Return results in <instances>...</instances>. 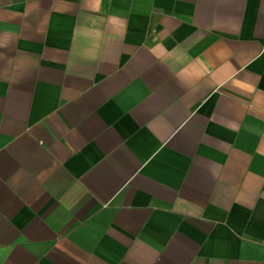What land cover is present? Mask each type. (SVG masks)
<instances>
[{
	"label": "crops",
	"instance_id": "obj_1",
	"mask_svg": "<svg viewBox=\"0 0 264 264\" xmlns=\"http://www.w3.org/2000/svg\"><path fill=\"white\" fill-rule=\"evenodd\" d=\"M0 264H264V0H0Z\"/></svg>",
	"mask_w": 264,
	"mask_h": 264
}]
</instances>
